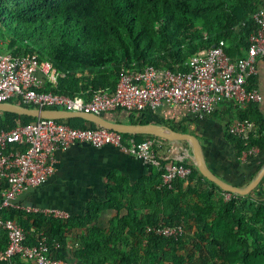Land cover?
<instances>
[{"label": "trees", "instance_id": "1", "mask_svg": "<svg viewBox=\"0 0 264 264\" xmlns=\"http://www.w3.org/2000/svg\"><path fill=\"white\" fill-rule=\"evenodd\" d=\"M263 8L264 0H0V41L6 43L5 52L36 54L57 69L56 82H47L42 91L87 100L101 90H114L127 70L154 66L187 72L193 55L222 41L230 57H246L260 27L254 14ZM256 76L248 78L249 90L256 88ZM8 101L37 107L18 97ZM232 105L238 121L250 120L258 127L247 146L230 133L232 123H227L225 137L236 158L249 146L264 152V114L258 102ZM113 112L127 115L124 121L108 113L116 122H161L202 138L192 128L199 116L185 110L170 117L136 115L123 108ZM207 117L219 116L215 112ZM37 120L0 111V129ZM57 121L75 128L99 127L83 118ZM122 138L125 145L150 138L168 141L147 134L122 133ZM182 142L192 156L188 142ZM155 149L160 152L161 144ZM162 162V168L154 167L135 182L112 171L105 197L89 200L81 214L59 217L15 206L3 208L0 219L23 228L25 245L36 246L44 239L48 256L66 264H264V178L252 192L240 195L203 176L191 157ZM169 162L189 167L190 175L165 185ZM109 210L114 211L109 224L99 225L101 214ZM159 226H182L184 234L159 235L154 230ZM9 242L0 225V252ZM13 261L35 264L22 254Z\"/></svg>", "mask_w": 264, "mask_h": 264}, {"label": "built area", "instance_id": "2", "mask_svg": "<svg viewBox=\"0 0 264 264\" xmlns=\"http://www.w3.org/2000/svg\"><path fill=\"white\" fill-rule=\"evenodd\" d=\"M254 19L260 27L251 37L246 57H230L222 41L220 45L193 55L188 61L190 70L187 72L159 70L154 66L127 70L114 90H101L87 100L42 91L45 84L37 76V71H43L48 82L53 83L58 72L51 63L39 61L36 54H0V103L18 97L23 103L41 108L51 106L99 115L119 108L140 115L156 112L162 105H168L199 117L215 113L226 102L245 107L263 98L257 88L249 90L247 85L248 78L258 73V58L264 57V8L254 14ZM229 131L245 140L248 146L250 138L257 135L258 127L253 121L241 120L232 123ZM77 142L96 148L112 145L131 152L156 168H162V161L169 159L155 149L161 141L150 138L125 145L122 133L104 126L82 129L55 119L40 118L12 130L0 129V187H4L0 211L17 206L15 199L20 193L46 183L56 171L55 149H67ZM259 151L258 146H249L242 151L240 159L246 160ZM190 173L189 167L169 162L163 175L164 184L170 185L175 179L186 178ZM42 212L59 217L69 215L56 209ZM0 225L7 230L10 239L8 247L0 252L5 261L3 264H15L13 258L18 254L35 264H66L48 256L44 239L36 246L25 245V232L14 220L0 219ZM148 230L153 228L148 227ZM154 230L166 237L178 238L184 234L182 226H159Z\"/></svg>", "mask_w": 264, "mask_h": 264}, {"label": "crops", "instance_id": "3", "mask_svg": "<svg viewBox=\"0 0 264 264\" xmlns=\"http://www.w3.org/2000/svg\"><path fill=\"white\" fill-rule=\"evenodd\" d=\"M5 48V41H0V54L10 53L5 52ZM257 68L256 88L263 96L258 104L264 114V57L258 58ZM37 76L42 84L48 82L47 75L40 69L37 71ZM232 104L223 103L216 111L218 118L199 117L192 128L202 137L201 141L210 168L223 179L244 186L264 162V152L259 151L246 160L236 158L233 144L225 137L227 123L238 121L233 110H230L229 105ZM175 111L171 106L162 105L156 112L161 117H170ZM109 114L124 121L127 116L118 112ZM161 147L160 153L171 159L193 158L188 146L181 141H161ZM54 155L55 173L43 185L20 193L15 199L17 207L30 208L33 211L56 209L72 215L81 214L86 210L89 200L105 197L109 183L108 175L112 171L135 182L149 175L154 168L131 152L112 145L96 148L88 143L77 142L67 149H55ZM3 191L4 187H0V201L3 198ZM113 215L112 210L103 212L97 221L98 224L107 226ZM71 244H74V239H71ZM4 262L0 257V264Z\"/></svg>", "mask_w": 264, "mask_h": 264}, {"label": "water", "instance_id": "4", "mask_svg": "<svg viewBox=\"0 0 264 264\" xmlns=\"http://www.w3.org/2000/svg\"><path fill=\"white\" fill-rule=\"evenodd\" d=\"M0 111H9L20 115L36 117L38 119L51 118L59 120L83 118L89 122L95 123L98 126L107 127L119 133L147 134L154 135L168 141H187L191 147L194 162L196 163L202 175L219 185L223 190L231 193L247 195L252 192L264 178L263 164L258 170L257 174L244 186L236 185L223 179L208 165L203 143L196 134L180 132L172 128L170 125L161 122H116L115 120L110 119L107 115H99L92 112L70 111L62 108L28 107L21 103H14L10 101L1 102Z\"/></svg>", "mask_w": 264, "mask_h": 264}]
</instances>
